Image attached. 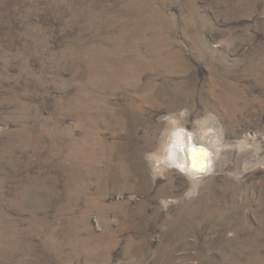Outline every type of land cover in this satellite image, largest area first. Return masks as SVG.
<instances>
[{
  "label": "rangeland",
  "instance_id": "rangeland-1",
  "mask_svg": "<svg viewBox=\"0 0 264 264\" xmlns=\"http://www.w3.org/2000/svg\"><path fill=\"white\" fill-rule=\"evenodd\" d=\"M0 264H264V0H0Z\"/></svg>",
  "mask_w": 264,
  "mask_h": 264
},
{
  "label": "bare ground",
  "instance_id": "bare-ground-1",
  "mask_svg": "<svg viewBox=\"0 0 264 264\" xmlns=\"http://www.w3.org/2000/svg\"><path fill=\"white\" fill-rule=\"evenodd\" d=\"M212 155V153L198 148L191 135L183 130L175 134L169 150V160L173 165L182 172L191 175L204 173L211 168H220L219 158Z\"/></svg>",
  "mask_w": 264,
  "mask_h": 264
}]
</instances>
